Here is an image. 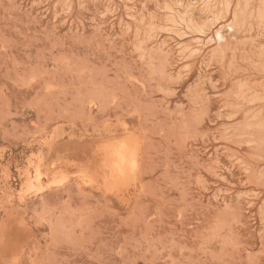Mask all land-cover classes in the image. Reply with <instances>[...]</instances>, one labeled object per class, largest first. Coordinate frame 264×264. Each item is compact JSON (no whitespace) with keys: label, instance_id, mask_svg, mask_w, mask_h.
Instances as JSON below:
<instances>
[{"label":"rangeland","instance_id":"rangeland-1","mask_svg":"<svg viewBox=\"0 0 264 264\" xmlns=\"http://www.w3.org/2000/svg\"><path fill=\"white\" fill-rule=\"evenodd\" d=\"M0 264H264V0H0Z\"/></svg>","mask_w":264,"mask_h":264},{"label":"snow or ice","instance_id":"snow-or-ice-1","mask_svg":"<svg viewBox=\"0 0 264 264\" xmlns=\"http://www.w3.org/2000/svg\"><path fill=\"white\" fill-rule=\"evenodd\" d=\"M135 141L130 140L129 138L125 137L123 140L116 139V140H109L97 146L96 151L102 154L103 158L107 159L110 155H117L121 159L128 153L135 152ZM135 163L132 165L133 171H135ZM121 177H124V172L121 171ZM63 183V181H61Z\"/></svg>","mask_w":264,"mask_h":264},{"label":"bare ground","instance_id":"bare-ground-1","mask_svg":"<svg viewBox=\"0 0 264 264\" xmlns=\"http://www.w3.org/2000/svg\"><path fill=\"white\" fill-rule=\"evenodd\" d=\"M224 1V0H223ZM220 7V6H219ZM263 8V7H262ZM184 13V12H183ZM182 17V16H181ZM257 19V18H256ZM177 20V19H176ZM182 21V20H181ZM242 21V20H241ZM175 22V21H174ZM178 22V21H177ZM187 22V21H186ZM259 23V22H258ZM255 24V23H254ZM181 25V24H180ZM233 26V25H232ZM258 26V25H257ZM242 27V26H241ZM188 29V28H187ZM255 30V29H254ZM245 31V30H244ZM243 33V32H242ZM223 52V51H222ZM225 59V58H224ZM131 139V138H130ZM136 145V144H135ZM136 148V147H135ZM135 153V152H134ZM134 153H130V154H134ZM131 156V155H130ZM136 159V158H135ZM39 160V159H38ZM131 160H133V159H131V158H129V156H128V154L124 157V159H121L119 156H115L114 157V159H112V161H111V163H112V167H113V169H115L117 172L119 171V170H123V169H126L129 165H130V163H131ZM38 162H40V160L38 161ZM38 162H36V163H38ZM134 162H135V160H134ZM133 163V162H132ZM30 164H31V162H30ZM32 164H33V162H32ZM39 164V163H38ZM133 165V164H132ZM30 166H32V165H30ZM52 167V166H51ZM36 169H38V168H36ZM51 169V168H50ZM33 174H36L35 173V171L33 170ZM89 172V171H88ZM127 172V171H126ZM82 174V173H81ZM129 174V173H128ZM36 175H39L38 173L36 174ZM33 176H35V175H33ZM32 176V177H33ZM74 176V175H73ZM77 176H79V175H77ZM110 176V175H109ZM117 176V175H116ZM29 177V176H28ZM37 178H38V176H36ZM81 177H83V175L81 176ZM34 178V177H33ZM120 178V177H119ZM35 179V178H34ZM58 181H59V179H57ZM30 181V180H29ZM112 181V180H111ZM131 181V180H130ZM129 181V182H130ZM38 182V181H37ZM128 182V181H127ZM30 183V182H29ZM32 183V182H31ZM31 183L30 184H28L27 183V185L28 186H30L31 185ZM39 183V182H38ZM114 183V182H113ZM115 184V183H114ZM117 184V183H116ZM129 184V183H128ZM109 188H110V186H109ZM112 188V187H111ZM113 189V188H112Z\"/></svg>","mask_w":264,"mask_h":264}]
</instances>
